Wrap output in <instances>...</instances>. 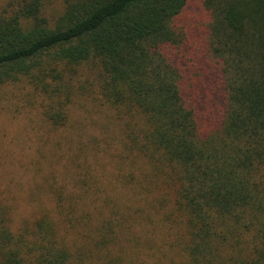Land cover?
<instances>
[{
  "label": "trees",
  "instance_id": "obj_1",
  "mask_svg": "<svg viewBox=\"0 0 264 264\" xmlns=\"http://www.w3.org/2000/svg\"><path fill=\"white\" fill-rule=\"evenodd\" d=\"M47 9L11 0L0 11V87L27 81L61 97L65 70L95 67L99 95L137 126L128 147L174 191L183 264H264V0ZM45 116L68 119L61 106ZM65 198L33 231L16 229L0 200V264H125L114 221L82 195Z\"/></svg>",
  "mask_w": 264,
  "mask_h": 264
},
{
  "label": "rangeland",
  "instance_id": "obj_2",
  "mask_svg": "<svg viewBox=\"0 0 264 264\" xmlns=\"http://www.w3.org/2000/svg\"><path fill=\"white\" fill-rule=\"evenodd\" d=\"M10 1L0 0V11ZM62 3L46 0L48 13H58ZM63 74L70 89L61 97L27 81L0 87V200L13 209L14 227L33 231L39 219L57 218L58 195H82L99 208L97 215L114 221L120 239L114 252L125 264L134 255L136 264H183L174 191L153 179L150 161L128 147L127 136L137 126L99 95L95 67ZM60 106L68 119L55 127L45 112ZM134 184L143 188L133 191Z\"/></svg>",
  "mask_w": 264,
  "mask_h": 264
}]
</instances>
